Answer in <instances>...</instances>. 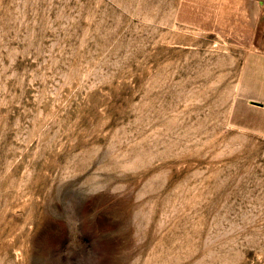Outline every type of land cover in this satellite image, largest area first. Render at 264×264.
Instances as JSON below:
<instances>
[{
    "label": "rangeland",
    "instance_id": "1",
    "mask_svg": "<svg viewBox=\"0 0 264 264\" xmlns=\"http://www.w3.org/2000/svg\"><path fill=\"white\" fill-rule=\"evenodd\" d=\"M257 100L264 0H0V264H264Z\"/></svg>",
    "mask_w": 264,
    "mask_h": 264
},
{
    "label": "crops",
    "instance_id": "2",
    "mask_svg": "<svg viewBox=\"0 0 264 264\" xmlns=\"http://www.w3.org/2000/svg\"><path fill=\"white\" fill-rule=\"evenodd\" d=\"M255 102L260 103V104H264L262 101H258V100L255 101ZM250 106H251V105H250Z\"/></svg>",
    "mask_w": 264,
    "mask_h": 264
}]
</instances>
